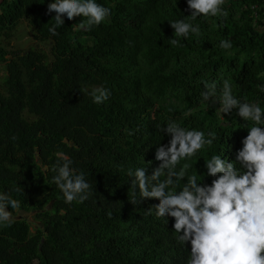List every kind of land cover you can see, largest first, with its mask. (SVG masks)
I'll return each instance as SVG.
<instances>
[{"label":"trees","instance_id":"16d2710c","mask_svg":"<svg viewBox=\"0 0 264 264\" xmlns=\"http://www.w3.org/2000/svg\"><path fill=\"white\" fill-rule=\"evenodd\" d=\"M98 2L112 8L109 20L74 31L83 18L65 19L53 36L48 0H0V192L36 211L31 221L11 209L16 220L0 228V264H186L190 244L177 241L174 218L148 213L158 198L132 202L127 170L144 166L151 174L157 144L170 139L160 131L169 118L218 133L187 161L189 174L202 180L204 160L220 149L235 158L244 121L235 111L219 116V102L202 104L201 80L229 78L238 98L264 104V31H257L264 30V0H226V18L198 17L201 35L179 37L177 46L168 20L191 14L187 0ZM22 20L35 39L52 43L50 53L10 49ZM222 39L233 47L221 49ZM100 85L111 95L96 104L88 92ZM58 150L92 184L83 203H65L52 181Z\"/></svg>","mask_w":264,"mask_h":264},{"label":"clouds","instance_id":"9594fccd","mask_svg":"<svg viewBox=\"0 0 264 264\" xmlns=\"http://www.w3.org/2000/svg\"><path fill=\"white\" fill-rule=\"evenodd\" d=\"M225 4L226 0H187L190 19L184 16L168 20L175 33L170 43L177 46L181 44L179 37L188 38L192 34L199 37L201 26L194 23L198 17L226 18L229 12ZM52 12H55L54 23L48 31L56 36L65 19L80 16L83 19L74 31H90L109 20L112 8L98 0H48L47 13ZM257 31L264 30L257 26ZM219 47L231 49L232 41L222 39ZM200 83L202 104L211 107L219 102V116L226 117L225 114L235 111L244 121L247 135L235 150V158L229 159L224 149H220L204 160L205 176L212 177L210 182H205V176L201 180L196 172L189 174L191 165L187 161L206 146H213L218 133L214 128L206 131L169 118L160 125V131L170 139L157 144L154 159L159 163L151 174L144 166L127 170V176L133 177L132 202L158 198L159 202L148 208V213L167 221L174 218L177 241L186 248L190 244L186 264H264V104L259 99L238 98L229 78L206 79ZM83 90L88 92L87 88ZM88 95L94 103L102 104L110 97L111 89L95 86ZM191 114V108L184 113ZM55 156L52 181L61 190L64 202L83 203L89 199L93 189L87 174L73 167L74 160L65 151L58 150ZM43 167L46 171L47 165ZM14 191L24 190L17 187ZM11 209H22L20 200L0 192V228L15 222Z\"/></svg>","mask_w":264,"mask_h":264},{"label":"rangeland","instance_id":"374dc122","mask_svg":"<svg viewBox=\"0 0 264 264\" xmlns=\"http://www.w3.org/2000/svg\"><path fill=\"white\" fill-rule=\"evenodd\" d=\"M51 42L40 41L35 39L34 31L30 27L27 21L22 20L15 32V35L11 41L10 49H29L39 48L43 51L50 53ZM5 65L0 64V73L3 74L5 72Z\"/></svg>","mask_w":264,"mask_h":264},{"label":"water","instance_id":"95a60500","mask_svg":"<svg viewBox=\"0 0 264 264\" xmlns=\"http://www.w3.org/2000/svg\"><path fill=\"white\" fill-rule=\"evenodd\" d=\"M67 142H69L68 139H66ZM71 145H74V142H71ZM52 204V203H51ZM51 204L48 205V209L51 208ZM36 211H25L23 209L19 210L17 219H20L22 216L28 217L31 221L33 220V215H35Z\"/></svg>","mask_w":264,"mask_h":264}]
</instances>
